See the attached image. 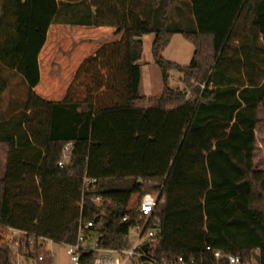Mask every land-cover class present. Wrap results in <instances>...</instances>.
<instances>
[{"label":"trees","instance_id":"1","mask_svg":"<svg viewBox=\"0 0 264 264\" xmlns=\"http://www.w3.org/2000/svg\"><path fill=\"white\" fill-rule=\"evenodd\" d=\"M188 1L194 30L171 27L173 0L3 4L0 96L9 89L10 70L21 74L28 93L18 109L0 113V143L7 148L0 264H11L13 255L5 227L34 235L22 253L35 264H55L38 238L73 244L79 225L90 221L85 233L98 234L99 249L128 248L131 228L158 223L148 253L156 259L227 264L216 261L210 246L243 258L258 252L264 264V169L254 163L256 129L264 123V0ZM10 9L14 33L1 28ZM64 11L73 23L113 26L122 35L86 57L63 100L54 102L32 88L40 81L38 55L48 29ZM175 33L195 46L188 66L163 58ZM147 34H154L152 56L163 72L164 90L155 98L139 93ZM173 69L182 74L181 90L169 85ZM85 178L95 181L87 185ZM146 194L158 196L148 222L139 215ZM97 197L110 203L98 208ZM95 257L83 249L80 264H94Z\"/></svg>","mask_w":264,"mask_h":264},{"label":"crops","instance_id":"2","mask_svg":"<svg viewBox=\"0 0 264 264\" xmlns=\"http://www.w3.org/2000/svg\"><path fill=\"white\" fill-rule=\"evenodd\" d=\"M9 0H0V17L4 14L3 4ZM24 1V0H22ZM59 1V0H58ZM91 1V0H89ZM95 9L92 8L93 15ZM13 10L6 14V22L2 31H16ZM71 11H64L63 17H72ZM80 16L83 13L79 14ZM60 18L53 22L47 32L46 42L38 55L40 81L32 88L33 93L48 101H61L65 97L81 62L90 52L92 56L105 44L118 41L122 33L117 34L116 28L105 25L77 24ZM154 34H147L142 37ZM9 74V89L0 96V113L18 109L23 96L27 95L28 88L22 82L23 77L16 70L7 71ZM0 157L4 164L7 157L6 145L0 143Z\"/></svg>","mask_w":264,"mask_h":264},{"label":"built area","instance_id":"3","mask_svg":"<svg viewBox=\"0 0 264 264\" xmlns=\"http://www.w3.org/2000/svg\"><path fill=\"white\" fill-rule=\"evenodd\" d=\"M72 143H68L63 149V158L67 159L69 156V152L71 151ZM59 162V165H63V161ZM95 180L85 178V183L91 184L94 183ZM105 203H110L109 200L104 198L97 197L94 199V204L101 208ZM158 203V196L153 194H146L143 196L140 202L139 215L140 218H144L146 222L149 221L150 217L156 212V206ZM124 221H128V217H124ZM147 223L143 225H136L135 228L138 232V238L136 243L130 244L128 248H103L99 249L94 247H86V236L85 231L94 226V222L90 221L85 224L81 223L78 229V236L76 243L73 244H65L67 247V254L69 255L71 264H80L81 261V251L83 249H92L96 251V257L94 260V264H194V260L191 259L189 263L181 256L177 257L173 261H168L166 259H156L152 255H149V251L153 248L151 239L155 236L156 231L159 229V224L156 223L154 227L147 228ZM5 241L8 247L12 250L13 255L11 257V264H35V261L28 258L26 255L22 253V250L27 248L28 245H33V234H29L25 230L5 227ZM31 236V238H28ZM128 239V236H126ZM38 241L41 244L47 246V250L50 251L51 256L54 258V254L48 248V246L53 241L39 237ZM145 243H150V250L144 251L142 246ZM207 251H210L217 262L226 261L227 264H260L255 259V253L251 254L247 258H243L240 255L233 254H223L219 250L212 251L210 246L206 247ZM258 253V252H256ZM39 261L44 259V256L41 255Z\"/></svg>","mask_w":264,"mask_h":264},{"label":"rangeland","instance_id":"4","mask_svg":"<svg viewBox=\"0 0 264 264\" xmlns=\"http://www.w3.org/2000/svg\"><path fill=\"white\" fill-rule=\"evenodd\" d=\"M174 9L170 14L171 27L175 29L185 28L194 30L196 28L195 18L192 12V6L188 0H173ZM144 50L141 60L138 62L141 68V81L139 93L141 96L147 98H155L160 96L164 90L163 72L156 64L152 56L153 35L143 38ZM195 51L194 44L186 39L182 34L175 33L168 46L163 51V58L167 61L176 63L181 66H188L191 63ZM91 55L90 52L85 56ZM182 74L173 69L169 72V85L174 89H183L181 81ZM259 116L264 119V110H259ZM1 153V151H0ZM1 156V155H0ZM254 163L256 168L264 169V123L258 125L256 129V150L254 156ZM3 162L0 157V167ZM136 196L133 198V204L136 203ZM86 247H94L98 234H86ZM138 232L135 227L130 229L128 240L129 244L136 243ZM54 254L55 264H71L69 255L67 254V247L63 244L52 243L48 246ZM44 254L48 251L43 252Z\"/></svg>","mask_w":264,"mask_h":264},{"label":"water","instance_id":"5","mask_svg":"<svg viewBox=\"0 0 264 264\" xmlns=\"http://www.w3.org/2000/svg\"><path fill=\"white\" fill-rule=\"evenodd\" d=\"M143 250L144 251H149L150 250V243H145L143 246H142ZM255 259L257 260V262H260V254L259 253H255Z\"/></svg>","mask_w":264,"mask_h":264}]
</instances>
